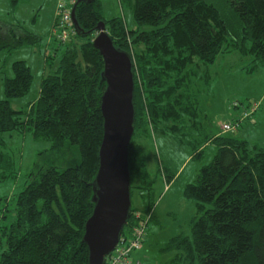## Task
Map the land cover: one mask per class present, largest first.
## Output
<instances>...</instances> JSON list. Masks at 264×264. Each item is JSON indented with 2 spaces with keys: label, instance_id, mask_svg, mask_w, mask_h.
<instances>
[{
  "label": "trees",
  "instance_id": "1",
  "mask_svg": "<svg viewBox=\"0 0 264 264\" xmlns=\"http://www.w3.org/2000/svg\"><path fill=\"white\" fill-rule=\"evenodd\" d=\"M18 1L12 0L13 4ZM226 9L223 13L207 0H135L137 27L129 29L121 17L107 19L100 0L79 3L75 11L79 29L74 26L71 39L58 43L66 45L58 68L43 77L39 97L26 110L14 109L11 99L28 93L33 74L26 61L13 63V76L4 81L6 98L0 99V182L8 178L6 170L11 166L4 151L6 133L29 132L36 140H47L54 156L67 144L74 145L80 160L65 169L55 165L34 169L12 208L9 199L0 198L6 201L0 208V264L88 261L83 236L94 208L93 182L104 133V61L93 45L101 22L115 46L136 61L131 193L139 189L145 216H150L148 226L154 217L153 181L145 151H133L134 137L152 130L182 141L197 132L194 159L202 156L205 143L213 141L217 146L212 161L184 189V196L195 202L199 214L193 221L192 238L184 234L172 237L162 249L174 253L165 264H264V147L226 135L203 134L199 101L192 93L193 80L201 77L200 68L215 63L220 54L250 58L249 72L264 66V0H226ZM37 39L20 24L0 23V52ZM131 46L139 49L134 57ZM55 56L56 50L47 61ZM178 90L182 101L175 105ZM171 104L177 111L191 112L187 118L185 113L186 130L180 133L177 116L172 123L166 113L165 107ZM189 119L195 123L190 133ZM164 174L168 183L174 177L166 169ZM135 210L132 205L122 238L130 236L141 220ZM131 264L142 261L132 258Z\"/></svg>",
  "mask_w": 264,
  "mask_h": 264
},
{
  "label": "rangeland",
  "instance_id": "2",
  "mask_svg": "<svg viewBox=\"0 0 264 264\" xmlns=\"http://www.w3.org/2000/svg\"><path fill=\"white\" fill-rule=\"evenodd\" d=\"M58 1L19 0L13 4L12 0H0V23L20 24L28 33L38 37L33 44L16 49H4L0 52V99L6 98L4 81L7 77L13 76L12 65L15 61H26L33 74L28 93L23 97L11 99V105L16 110L28 109L29 105L39 97L42 78L57 70L60 58L66 49V45H59L52 38L51 31ZM207 1L221 12L227 13L226 0ZM100 2L107 19L121 17L129 29L137 27L133 10L135 0H100ZM55 50L54 60H49L52 64H46L47 59H50L48 57L54 55ZM138 50L131 46L133 57ZM133 59L137 68L135 57ZM250 62V58L241 57L237 53L220 54L215 63L200 68L199 74L202 78L193 80L196 85L193 86L192 93L199 101V121L205 134H215L223 124H233L244 108H248L250 104H258L252 116L256 124L247 120L244 129H254L253 135L248 139L250 144L264 147V66L249 72L252 67ZM181 93L178 90L177 97L173 101L175 105L181 103ZM234 103L238 107L234 106ZM165 109L171 122H174L173 117L177 116L178 132L180 133L182 129L186 130L183 127L185 113L188 114L187 118L191 112L187 109L177 111L172 104ZM179 119L182 121L180 122ZM188 122L191 128L187 132L190 133L195 123L192 119ZM247 123H251L250 127L246 125ZM167 131L173 133L172 129ZM229 134L233 132L229 131ZM197 135L198 133L194 132L192 136L181 141L172 134L164 135L151 130L148 135L134 137L133 151L135 153H142V149L145 151L146 168L149 178L153 181L152 192L155 200V215L149 223L144 245L132 254V258H140L142 264H165L174 253L164 252L162 249L172 237L184 234L192 238L193 221L199 214L195 202L184 196V189L187 184L195 180L199 170L209 164L216 154L214 148L216 146L211 144L204 148L200 158H189L195 153ZM3 137L6 141L4 151L8 154L11 166L6 170L8 178L0 182V198L9 199L11 208L34 169L48 165L65 169L80 160L78 148L71 144H67L60 155L54 156L49 150L51 147L49 141L36 140L29 132L6 133ZM165 169L167 173L174 175L169 183L164 176ZM5 202L0 201V208L6 205ZM132 205L136 208L135 211L143 216L146 215L147 209L139 189H133Z\"/></svg>",
  "mask_w": 264,
  "mask_h": 264
},
{
  "label": "water",
  "instance_id": "3",
  "mask_svg": "<svg viewBox=\"0 0 264 264\" xmlns=\"http://www.w3.org/2000/svg\"><path fill=\"white\" fill-rule=\"evenodd\" d=\"M93 1L76 0L72 20L77 30V5ZM93 45L104 61L102 79L106 89L101 98L104 133L93 182L94 208L85 224L83 242L89 250L86 264H106V257L121 239L132 206L129 154L135 131L134 62L127 51L115 46L104 22L97 27Z\"/></svg>",
  "mask_w": 264,
  "mask_h": 264
},
{
  "label": "built area",
  "instance_id": "4",
  "mask_svg": "<svg viewBox=\"0 0 264 264\" xmlns=\"http://www.w3.org/2000/svg\"><path fill=\"white\" fill-rule=\"evenodd\" d=\"M75 1L76 0H59L57 3L56 16L51 31L52 38L57 43L65 44L75 34L72 20V9ZM234 106L238 107L236 103H234ZM257 108L258 104H250L248 108L242 110L240 116L233 124H223V130L238 131L245 121L253 118V113ZM149 219V215L141 217L139 224L132 228L131 235L128 237H121L115 250L106 257V264H131L132 253L142 246Z\"/></svg>",
  "mask_w": 264,
  "mask_h": 264
},
{
  "label": "crops",
  "instance_id": "5",
  "mask_svg": "<svg viewBox=\"0 0 264 264\" xmlns=\"http://www.w3.org/2000/svg\"><path fill=\"white\" fill-rule=\"evenodd\" d=\"M57 7V6H56ZM55 13H56V9H55ZM56 16V15H55ZM55 20V19H53ZM10 24H14V23H10ZM54 24V22H53ZM48 55V54H47ZM46 55V56H47ZM46 61V60H45ZM49 62L46 61V64H48ZM45 77V76H44ZM43 79V78H42ZM42 82V81H41ZM249 121H251L252 124H256V120L254 118L250 119ZM254 122V123H253ZM245 123V122H244ZM244 123L242 125V127L238 130V131H232L233 134H229V131H226V130H223L221 127L218 129V132H215V134L213 135H216V136H219V135H226V136H230V137H234L236 139H240V140H245V141H248L249 142V138L251 137V135H253V132H254V129H250V128H246L244 129ZM251 123H247L246 125H251ZM205 134V132L203 133ZM208 134V133H206ZM211 144H215L213 141H209L207 143H205L203 146L204 148L206 146H210ZM251 145H257V144H251ZM216 146V145H215ZM259 146V145H258ZM260 147H263V146H260ZM215 150L217 151V146L214 147ZM189 158L193 159V156H190ZM153 214L155 215V211L153 210ZM135 261H139L140 258H134Z\"/></svg>",
  "mask_w": 264,
  "mask_h": 264
}]
</instances>
